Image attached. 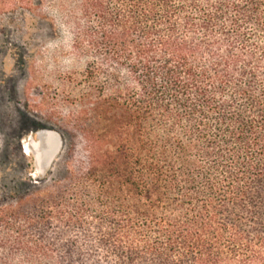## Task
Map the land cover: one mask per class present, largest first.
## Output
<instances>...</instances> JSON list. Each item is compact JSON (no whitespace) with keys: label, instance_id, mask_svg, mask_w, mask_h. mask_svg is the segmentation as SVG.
Masks as SVG:
<instances>
[{"label":"trees","instance_id":"1","mask_svg":"<svg viewBox=\"0 0 264 264\" xmlns=\"http://www.w3.org/2000/svg\"><path fill=\"white\" fill-rule=\"evenodd\" d=\"M63 12L86 156L0 204V264H264V0Z\"/></svg>","mask_w":264,"mask_h":264},{"label":"rangeland","instance_id":"2","mask_svg":"<svg viewBox=\"0 0 264 264\" xmlns=\"http://www.w3.org/2000/svg\"><path fill=\"white\" fill-rule=\"evenodd\" d=\"M66 2L0 0V204L63 179L72 144L73 160H85L79 125L94 122L83 101L93 87L84 76L87 60L74 48ZM41 131L62 142L43 171L34 150Z\"/></svg>","mask_w":264,"mask_h":264},{"label":"water","instance_id":"3","mask_svg":"<svg viewBox=\"0 0 264 264\" xmlns=\"http://www.w3.org/2000/svg\"><path fill=\"white\" fill-rule=\"evenodd\" d=\"M51 136L55 140V146L52 149H48L46 146V138ZM38 142L34 145V150L36 152L37 162L40 171H43L51 165L56 155L59 153L62 142L57 133L53 131H41L38 134Z\"/></svg>","mask_w":264,"mask_h":264},{"label":"bare ground","instance_id":"4","mask_svg":"<svg viewBox=\"0 0 264 264\" xmlns=\"http://www.w3.org/2000/svg\"><path fill=\"white\" fill-rule=\"evenodd\" d=\"M45 142H46V146H47L48 149L54 148V146H55V140L51 136H48L46 138V141ZM35 144L36 143H34V145Z\"/></svg>","mask_w":264,"mask_h":264}]
</instances>
